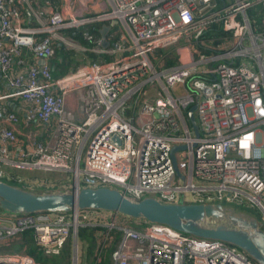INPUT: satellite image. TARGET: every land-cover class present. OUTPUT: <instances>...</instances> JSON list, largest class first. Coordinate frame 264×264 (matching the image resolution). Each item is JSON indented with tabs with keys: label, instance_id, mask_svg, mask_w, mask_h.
I'll return each mask as SVG.
<instances>
[{
	"label": "built area",
	"instance_id": "1",
	"mask_svg": "<svg viewBox=\"0 0 264 264\" xmlns=\"http://www.w3.org/2000/svg\"><path fill=\"white\" fill-rule=\"evenodd\" d=\"M41 1L33 29L20 23L19 4L29 8V0H0V181L14 180L5 166L70 171L78 188L113 187L133 200L249 206L264 220V11L252 19L246 14L256 3L264 8V0H233L217 11L212 0H106L109 10L101 18L118 24L116 46L102 48L86 32L83 38L95 43V53L115 56L88 60L58 78L46 63L52 40L85 48L58 32L78 22L47 13L51 0ZM212 21H221L229 35L211 54L183 44L175 65L159 69L149 61L155 49L182 38L193 43ZM23 50L42 62L25 65ZM176 86L184 94L173 96ZM70 92L80 104L79 117L64 106ZM10 99L23 103L20 116L7 106ZM191 105L197 135L183 112ZM20 119L40 124L25 132L24 146L17 143ZM50 123V140L41 142ZM175 145L184 148L174 152L173 166ZM124 219L92 209L0 213V241L30 229L43 255H58L68 243L69 264H77V229L96 227L91 262L102 259L118 232L110 264H253L223 241L157 223L134 228ZM0 264L39 263L23 251L0 250Z\"/></svg>",
	"mask_w": 264,
	"mask_h": 264
},
{
	"label": "water",
	"instance_id": "2",
	"mask_svg": "<svg viewBox=\"0 0 264 264\" xmlns=\"http://www.w3.org/2000/svg\"><path fill=\"white\" fill-rule=\"evenodd\" d=\"M108 29V25L102 24L98 30L102 48L109 46L105 39ZM112 46L115 47L116 43ZM193 111L194 105L189 106L186 116L194 135H197ZM183 148V145L171 147L173 166L174 152ZM76 209L106 211L134 221L167 225L195 237L220 240L242 250L255 264H264V229L254 216L228 205L181 201L164 203L150 196L133 200L113 187L78 188L75 180L70 189H35L0 181L1 214L70 212Z\"/></svg>",
	"mask_w": 264,
	"mask_h": 264
},
{
	"label": "trees",
	"instance_id": "3",
	"mask_svg": "<svg viewBox=\"0 0 264 264\" xmlns=\"http://www.w3.org/2000/svg\"><path fill=\"white\" fill-rule=\"evenodd\" d=\"M215 7L212 11H217L222 7L227 5L225 0H214ZM263 12L264 8L261 3H256L248 8H246V14L249 19L255 18L257 12ZM103 22H91L87 24H82L76 27H67L63 28L59 31V33L66 38H70L74 40L79 45L85 48L84 51L76 52L74 49H66L62 42L58 40H52L51 46L53 48V54L49 58V69L52 78H58L69 71L74 70L77 66L81 64V61L84 58L86 60L99 61L98 59L108 60V56H99L96 53L92 52L90 48L95 46L93 41H87L83 38V33L86 32L92 36L94 40L99 37V28ZM107 24V23H104ZM117 24H113L106 32L105 39L108 42H112L117 40L116 34ZM228 32L222 29L221 21H212L205 25L200 36L193 42L196 49L203 54L209 55L214 52L215 48L218 44L223 43L228 37ZM208 44H211L210 46ZM163 68L175 65L176 55L170 56L169 54H165L162 59ZM10 184H20L23 183L10 180L7 181ZM236 206V205H234ZM232 208L231 206H228ZM239 208V211H243L244 207L236 206ZM233 209V208H232ZM244 212V211H243ZM128 222H130L132 227H137L139 224H144V221H134L131 218L125 217ZM98 228L96 227H83L77 229V240L81 243L88 244V251L90 252V248L94 247L96 244L95 233ZM118 239V232L112 233V239L108 248L101 254L102 259L99 262H92L90 264H110L109 253L114 248L116 241ZM6 242V244L4 243ZM11 242V243H10ZM66 245L63 247L61 252L58 255L54 256H45L42 254L41 250L35 245L32 230L27 229L24 230L18 239L7 238L4 241H0V250L13 252V251H23L27 255L31 256L35 262L39 264H69V250Z\"/></svg>",
	"mask_w": 264,
	"mask_h": 264
},
{
	"label": "crops",
	"instance_id": "4",
	"mask_svg": "<svg viewBox=\"0 0 264 264\" xmlns=\"http://www.w3.org/2000/svg\"><path fill=\"white\" fill-rule=\"evenodd\" d=\"M29 2H30L29 8L24 4H21V5L19 4L20 23L23 27L34 29V28H37L39 26V24L32 14H33V12L37 11L41 7L42 1L41 0H29ZM108 10H109V5H108L106 0H51L50 6L45 8V11L47 13L50 11H59L61 13H65V21H66L65 23H69L70 21H72V19H74L78 22L77 25L68 26V27H76V26L91 23V22H103L102 24L107 23L104 25H108L110 28L113 24H116V23H114L112 20L108 21V20H104L101 18L104 14H106L108 12ZM118 27L119 26L117 24V28H116L117 40H118V36L120 34ZM63 28H67V27H63ZM63 28H61V29H63ZM117 40L112 41V42H108L109 46L106 47V49H110V48L114 47V46H112V43H115ZM75 51H78V50H75ZM92 52H94V51H92ZM22 53L24 56L23 59H24L25 65H29V64H32L34 62L35 63L42 62L39 60H34L31 57V54L28 50H23ZM96 54L98 55V53H96ZM113 57L114 56H112L111 58H113ZM49 58L46 60V63L48 66H50L48 64ZM86 61H88V60H86ZM12 68L13 69L17 68L16 63H13ZM4 89H5L4 83L0 79V92H2ZM6 104H7V106L14 108V110L20 116V114L22 113V107H23V103L21 102V100L10 99L6 102ZM64 106L67 109L71 110L72 112H75L77 114L76 115L77 117L80 116V104H79L78 100L75 98V95L73 92L67 93L64 96ZM39 127H40V124L36 123V122H32L31 124H29V126H27L20 119L16 125L17 143L24 146L25 145V138H24L25 132L28 129L35 130V129H38ZM38 140H40L41 142L48 143L50 140V136L44 130V132L42 133V135H40ZM41 188H45V187H41Z\"/></svg>",
	"mask_w": 264,
	"mask_h": 264
},
{
	"label": "rangeland",
	"instance_id": "5",
	"mask_svg": "<svg viewBox=\"0 0 264 264\" xmlns=\"http://www.w3.org/2000/svg\"><path fill=\"white\" fill-rule=\"evenodd\" d=\"M225 1L231 3L233 0H225ZM213 4H214V1L212 0L211 6ZM64 22H66V21H64ZM118 29H120V28L118 27ZM225 41H226V39H225ZM183 44L188 45L191 50L195 49L198 52L196 47L193 45L195 43L190 42L186 38H182V39L178 40V42L172 44L171 46L161 48V49L158 48V49L153 50L151 53L148 54V59L150 62H152V64H157V67H160L159 69H162L163 68V66H161L162 65V61H161L162 57L165 54H169L170 56L176 55V61H177V56L179 55L178 50H182V48L185 46ZM208 45L210 46L211 44H208ZM225 45H227V43H225ZM64 46L66 49L73 50L72 46L68 43H66V45H64ZM76 52H80V51H76ZM98 55L101 57L102 56H108L107 57L108 59H110L112 56H115L114 54H104V53L98 54ZM192 57H193V59H195L194 54L192 55ZM86 59L87 58H84L81 61L80 65L84 64L86 62ZM102 59L100 58L98 60L101 61ZM203 66H205V65H203ZM170 93L173 96L182 95V94H184V89L180 86H176L174 89L170 90ZM183 112L185 113L186 110L183 109ZM52 130H53L52 123H50L47 127L45 126V131L48 133V135H50ZM38 137L39 136H37L36 138H38ZM24 138H25V135H24ZM82 156H83V154H81L80 158L78 159V162H77L78 168H80L82 165ZM4 171L7 175L11 176V178H13L14 181L17 180L20 183H23V185H20V184H16V185L21 186V187H23L24 185L25 186L29 185L28 187L35 188V189H39L41 187L70 189L71 184H72V179H73L72 172H70V171H66V172L42 171V170L27 169V168H22V167L21 168H19V167L12 168V167H8V166H5ZM185 197H186V199H188L189 194L188 193L185 194ZM229 206H231L234 210L239 211L238 207H236L232 204H230ZM243 211L245 213H248V214L254 216L256 218L257 222L264 229V220H263L260 212L256 208L246 206V207H244ZM128 221L129 220L124 219V220H122V223L130 225V222H128ZM4 243L6 244V242H4ZM75 243H76V253H77V264H90V263H92L91 261L93 260L92 255H93L94 247L90 248V252H89L87 243H81L80 241L77 240V238L75 239ZM66 247L68 248L67 250H69L68 243L66 244ZM13 252H17V251H13ZM253 264H255V263L253 262Z\"/></svg>",
	"mask_w": 264,
	"mask_h": 264
},
{
	"label": "bare ground",
	"instance_id": "6",
	"mask_svg": "<svg viewBox=\"0 0 264 264\" xmlns=\"http://www.w3.org/2000/svg\"><path fill=\"white\" fill-rule=\"evenodd\" d=\"M161 49V48H160Z\"/></svg>",
	"mask_w": 264,
	"mask_h": 264
}]
</instances>
